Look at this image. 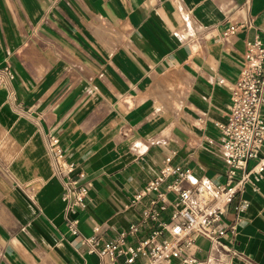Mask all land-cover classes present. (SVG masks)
I'll return each instance as SVG.
<instances>
[{
	"label": "crops",
	"instance_id": "1",
	"mask_svg": "<svg viewBox=\"0 0 264 264\" xmlns=\"http://www.w3.org/2000/svg\"><path fill=\"white\" fill-rule=\"evenodd\" d=\"M255 40L264 44V0H0V65L13 76L0 78V264H127L84 240L148 238V202L136 197L173 151L192 182L224 184L216 124ZM50 136L91 185L71 215L78 236ZM223 227L222 246L197 236L170 264H264V177L237 194Z\"/></svg>",
	"mask_w": 264,
	"mask_h": 264
},
{
	"label": "built area",
	"instance_id": "2",
	"mask_svg": "<svg viewBox=\"0 0 264 264\" xmlns=\"http://www.w3.org/2000/svg\"><path fill=\"white\" fill-rule=\"evenodd\" d=\"M240 27L229 28L224 36L234 35ZM240 75L231 86V106L225 122L217 123L220 145L225 164L224 184L207 179L192 182L188 168L176 166L171 152L165 159L160 178L152 180L137 195L136 202L147 200L143 211V223L150 229L148 238L130 243L126 235L114 241L101 243L97 237L85 239L91 254L116 262L124 258L127 264L143 259V264H170L183 256L184 250L193 244L195 237L209 240L212 246H222L221 240L228 229L223 227L228 205L251 182L264 177V44L260 40L246 43V51ZM12 79L8 67L1 68L0 78ZM223 84L224 80H220ZM54 172L63 185L62 200L66 203L65 223L73 236L79 235L78 221L72 214L84 210L90 194L86 174L69 160L57 136L47 140ZM258 160L249 171L250 161ZM173 197V199L171 198ZM248 206L241 203V211ZM163 214L168 215L164 221ZM234 232L235 227L231 226ZM139 227L133 225L129 234L136 235ZM192 264V260H183Z\"/></svg>",
	"mask_w": 264,
	"mask_h": 264
}]
</instances>
